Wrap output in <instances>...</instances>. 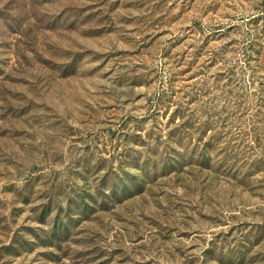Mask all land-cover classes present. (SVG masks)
Returning a JSON list of instances; mask_svg holds the SVG:
<instances>
[{"label": "rangeland", "instance_id": "rangeland-1", "mask_svg": "<svg viewBox=\"0 0 264 264\" xmlns=\"http://www.w3.org/2000/svg\"><path fill=\"white\" fill-rule=\"evenodd\" d=\"M0 264H264V0H0Z\"/></svg>", "mask_w": 264, "mask_h": 264}]
</instances>
